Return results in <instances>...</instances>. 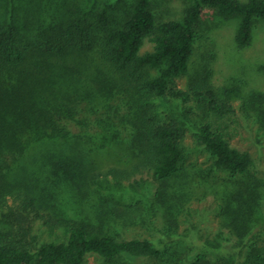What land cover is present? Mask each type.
<instances>
[{"label": "trees", "instance_id": "1", "mask_svg": "<svg viewBox=\"0 0 264 264\" xmlns=\"http://www.w3.org/2000/svg\"><path fill=\"white\" fill-rule=\"evenodd\" d=\"M107 1L110 10L92 9ZM180 1L174 10L172 0H0V264H86L90 256L100 264H264L256 230L264 177L211 119L230 114L229 99L209 64L186 87L177 83L207 11L237 18L235 43L244 47L254 21L264 20V0ZM256 98L264 102V92ZM122 132L129 158L100 177L96 158ZM190 135L211 170L224 173L212 192L220 226L235 237L229 251L109 233L101 222L123 216L116 205L110 213L93 205L99 224L82 217L92 193L117 200L113 187L126 181L135 192L144 174L158 184L154 197L187 202L185 184L203 176L197 166L186 170ZM134 173L140 177L128 181Z\"/></svg>", "mask_w": 264, "mask_h": 264}, {"label": "rangeland", "instance_id": "2", "mask_svg": "<svg viewBox=\"0 0 264 264\" xmlns=\"http://www.w3.org/2000/svg\"><path fill=\"white\" fill-rule=\"evenodd\" d=\"M103 1L98 0V2ZM108 3L110 1L98 4L92 9L94 11L103 8L110 10L111 5ZM163 4L164 2L160 5ZM170 6L174 10H179L182 3L180 0H172ZM91 15L88 14V16ZM202 22V30L190 60L188 73L179 78L177 83L180 87H186L188 80L198 75L204 64H209L212 70V82L219 89L220 97L229 99L232 108L227 117L211 119L215 126L226 133L229 143L252 154L255 160L253 171L264 177V102L256 98L259 92H264V20L254 21L251 41L244 47H238L235 43L237 18H223L210 10L205 13ZM228 91H232L230 98H227L225 94ZM192 119L196 123L201 120L194 116ZM114 120L118 119L114 117ZM92 126V129L97 131L101 128L94 122ZM106 127L109 128L110 125ZM77 129V127L73 128V130ZM102 132L109 134L105 130ZM126 139V132H122L117 135V138L108 139L102 147V154L96 158L98 161H103L100 166H96L100 177L110 166H124L123 163L129 158L126 145L123 143ZM186 143L189 147L186 170H189L191 166H197L203 174L201 179L190 180L188 184H185L187 202L171 205L162 194L159 195L162 199L159 196L154 197L158 184L151 182V178L144 174L145 181L141 185H134L135 192L125 187L128 186L126 181L122 183V187H113L111 191L117 200L110 197H107L106 201L100 200L95 192L92 193L91 201L93 202L88 203V208L81 214L82 217H89L99 224L94 215L90 216L93 205L102 204L101 206L105 207L108 213L112 206L116 205L118 211L125 212L117 221L108 218L107 221L101 222L102 227L109 233L127 238L147 237L159 247L167 245L174 248L176 243L180 242L186 248L204 250L208 255L210 252L229 251L236 243L235 237L220 226L218 202L212 192V186L223 179L224 173L211 170V157L201 147L194 148L191 135ZM139 177L138 173H134L128 181L133 182V179ZM106 180L113 181L111 175L107 176ZM102 184L105 185V183ZM96 187L97 184L92 185L95 190H97ZM107 189L103 188L100 191L105 193ZM261 222L256 230L259 232V239L263 240L264 219ZM86 264L100 263L95 257L90 256Z\"/></svg>", "mask_w": 264, "mask_h": 264}]
</instances>
